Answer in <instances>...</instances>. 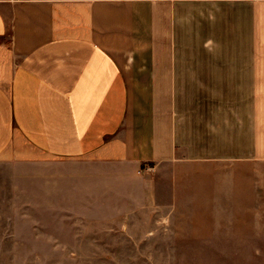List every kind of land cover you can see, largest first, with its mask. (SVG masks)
Returning <instances> with one entry per match:
<instances>
[{
	"label": "crops",
	"instance_id": "crops-1",
	"mask_svg": "<svg viewBox=\"0 0 264 264\" xmlns=\"http://www.w3.org/2000/svg\"><path fill=\"white\" fill-rule=\"evenodd\" d=\"M216 127L218 161L264 164V0H0V159L158 172Z\"/></svg>",
	"mask_w": 264,
	"mask_h": 264
},
{
	"label": "rangeland",
	"instance_id": "rangeland-1",
	"mask_svg": "<svg viewBox=\"0 0 264 264\" xmlns=\"http://www.w3.org/2000/svg\"><path fill=\"white\" fill-rule=\"evenodd\" d=\"M214 10L205 9V47L229 46V33L217 40ZM204 90L209 109L218 89ZM210 134L193 159L158 172L0 159V264H264V217L232 213L264 206V164L218 161L227 151L217 127Z\"/></svg>",
	"mask_w": 264,
	"mask_h": 264
}]
</instances>
